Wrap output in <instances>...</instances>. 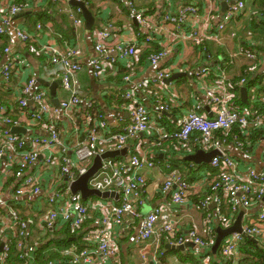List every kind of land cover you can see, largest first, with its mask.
I'll list each match as a JSON object with an SVG mask.
<instances>
[{
	"label": "built area",
	"instance_id": "obj_1",
	"mask_svg": "<svg viewBox=\"0 0 264 264\" xmlns=\"http://www.w3.org/2000/svg\"><path fill=\"white\" fill-rule=\"evenodd\" d=\"M51 1L59 5L66 0ZM226 1L228 8L219 17V32L231 29L234 21L246 8V0ZM2 2L0 0V6ZM124 3L128 8L129 18L137 22L143 34L136 32L131 40L112 47L109 42L117 39L113 27L107 25L94 28L91 30L94 56L88 58L85 64L78 59L80 51L76 47L63 51L47 41H40L39 34L44 29V22H37L35 30L13 25V16L27 6L25 3L11 5L8 12L0 18V33L9 37L4 49L8 59L0 68V87L12 90L14 95V101L0 98V245L3 244L0 249V264H10L15 252L24 260L23 264H37L35 251L46 241L32 239L28 220L22 215L20 207L40 218L38 225L43 237L47 236L50 229L58 231L63 227L73 237L82 235L81 247L71 244L60 248L54 244L61 258L69 259L66 263L56 259L45 264H124L113 225L122 224L126 215L133 218L139 216L137 207L142 187L147 182L143 171L157 167L155 160L143 154L140 143L127 159L110 157L102 160V166L89 180V186L102 192H116L119 201L113 197L108 200L92 197L84 200L79 193L72 192L71 185L88 170L96 156L110 150H122L130 138L140 133H148L152 138L157 136L156 143H162L167 134L154 120L162 119V113L168 110L165 95L152 91L153 109L134 102L140 90L151 84L161 85L171 77L172 72L170 67H163L152 79L135 84H132L130 74L124 77V82L132 86L122 94L124 99L132 102L129 105L130 119L117 132L107 131L103 115H96L87 109L93 104L91 100L81 97L80 74L88 67L96 79H102L110 68L114 69L118 64L131 66L138 61V54L145 45L153 43L157 34L166 32L167 25L173 26L177 32L188 28L183 37L192 40L205 51V33L195 26L196 19L200 16L201 9L205 12L207 23L217 19L211 3L201 7L197 0L184 1L172 12L168 11L166 1L163 5L155 6L152 11L143 8L139 0H124ZM81 12V8L76 12L69 10L77 27L83 23L79 16ZM159 16L161 20L157 22ZM236 34L234 30L231 32L233 37ZM18 46L27 48L30 53L48 56L52 65L60 67L61 84L66 95L60 99L59 107L52 103L48 90L36 86L34 77L25 80L22 78L13 83L12 80L20 72V53L13 52ZM256 48V43H252L250 47H240L238 51L230 53L231 62L252 60L259 68L263 60ZM167 55L168 50L163 48L152 54L149 61L153 66H159ZM204 56L205 64L197 71V76L200 79L207 78L212 69L219 70L220 76L215 80V86L203 90L204 99H198L194 109L178 120L177 129L169 136L176 138L184 146L195 137L201 149L219 152L211 160L210 166L216 174L208 183L210 189L201 206L209 209L214 203L215 218L229 227L241 207H251L264 201V171L252 167L247 170L239 169L238 162L225 148V144L229 142L227 132L235 125H239L245 134H248L252 126L264 127V103H255L254 107L238 104L234 99V85L242 87L246 78L237 83L228 82L223 67L219 64L210 66L211 55L204 53ZM262 83L264 86V74ZM32 106L35 108L32 109ZM206 106L210 108L211 116L202 112ZM82 107L86 111L82 114L84 122L80 124L77 114ZM62 118H67L73 128L70 147L65 143L63 132L57 124ZM12 127H25L27 130L25 134L13 133ZM219 132L223 135L219 136ZM234 140L242 144L239 138L235 137ZM46 151L49 154L46 155ZM70 152H73L74 160L68 159ZM164 184L165 191L174 188L172 200L182 205L189 202L191 193L200 187L202 179L191 183L180 171L172 169ZM7 191H12L10 200L5 199L8 198ZM92 210L99 211V224L86 228L85 223ZM162 213L163 205H160L143 217L139 232L134 237L137 245L165 233L177 245L192 241L202 248L212 247L214 240L202 238L196 229H191L187 236L181 235L175 220L170 219L158 228ZM211 214H208L210 219ZM245 237L264 244V208L255 219L250 218L242 224L241 232L229 235L222 242L219 254L225 264H237V256ZM158 264L167 263L159 260Z\"/></svg>",
	"mask_w": 264,
	"mask_h": 264
},
{
	"label": "crops",
	"instance_id": "obj_2",
	"mask_svg": "<svg viewBox=\"0 0 264 264\" xmlns=\"http://www.w3.org/2000/svg\"><path fill=\"white\" fill-rule=\"evenodd\" d=\"M90 1L89 5L86 1L84 2L94 18L91 30L97 27H106L107 25L112 26L117 39L111 40L109 42L110 46L122 45L126 41L131 40L136 32H139L138 28L140 27L137 22L131 20L128 16V9H126L124 0ZM165 1L168 3V11L172 12L180 3L188 0H139V4L147 11H152L155 6L163 5ZM20 3H25L27 6L13 16V25L35 30L37 22L42 21L45 26L39 34L41 42L47 41L63 51L69 47H76L80 51L78 59L84 64L87 63L88 58L94 56L91 30L86 26L83 13L79 14L83 23L78 27L74 25L70 17L69 10L76 12L80 8L79 6L70 4V0H66L61 5L53 4L51 0H3L0 6V18L8 12L11 5ZM197 3L201 4V7L211 3L213 12L217 15L216 20L207 23L205 12L201 9L200 16L196 19L195 26L205 33V45L203 47L207 51H204L202 47L196 46L192 40L183 37V34L188 32V28L177 32L173 29V26L167 25L166 32L157 34L155 41L160 49L165 48L168 50L167 57L159 63V66H153L149 59L141 60L140 62L138 59L131 66L127 64L124 66L130 72L132 84L141 80L152 79L156 76L157 71L163 67L171 68V77L176 75V78L172 81H169L168 78L161 85L154 86L151 84L140 90L137 93L136 102H134V104L140 103L153 109L152 91L161 92L165 95L168 110L162 113V119L154 120L166 132L165 139L159 145L156 143L157 136L152 138L148 133H140L127 141L123 148V150L126 148V151L118 156L120 159H127L134 147L140 143L143 154L152 157L157 164L154 169L143 171L147 182L142 187L141 199L137 207L139 216L133 218L130 215H126L122 224L113 225L114 235L118 240L119 252L124 264H158L159 260L167 264H209L210 256L207 255L212 247L202 248L195 245L192 241H186L182 246L177 245L165 233H161L160 236H153L149 241L140 245L134 242V237L139 232L143 217L160 205H163V213L157 224L158 228L172 219L178 222L181 235L187 236L191 229H196L199 236L209 240L214 239V241L218 235V228H228L215 218L214 203L210 205L209 209H203L201 206V202L205 197L204 189L207 188L209 178H213L216 171L213 170L210 164L207 167L186 159L190 154L197 151L193 148L194 137L188 142L187 146H184V150L182 149L181 153H177L175 149L179 151V148L175 147L180 145L179 141L169 135L177 129L178 120L194 109L198 99H204L203 90L206 87L215 86V80H218L220 76L217 69H212L211 75L207 78L200 79L197 76V71L205 64L204 53H212L210 66L221 65L225 70L228 82L237 83L240 81L242 74H249L254 71H256L255 74L259 72L260 75L258 77L259 79L261 78V74L264 73V17L262 16L264 14H261L264 13V0H246V8L234 21L233 27L231 29L226 28L221 32L217 30L218 21L219 17L228 8V2L226 0H197ZM159 20H161V16L156 19L157 22ZM140 30L142 29L140 28ZM233 30L237 32L235 37L231 35ZM8 38L7 34L0 33V68L8 59V55L4 53V49L8 45ZM252 43H256V49L263 60L259 68L256 66L257 63L252 60L240 59L234 60L233 63L231 62L230 53L238 51L240 47H250ZM146 47L147 45L142 49ZM13 52L14 54L20 53L18 55L20 72L12 80L13 83H17L22 78L25 80L34 77L38 88H44L49 91L52 103L54 104L53 99L55 97L58 98L60 103V99L66 95L61 84L60 67L52 65L48 56L30 53L24 47H15ZM229 61L231 64L228 63ZM117 67L123 68L119 64ZM123 73L125 72L121 71V69L116 71V69L110 68L102 79H96L91 70L86 67L80 74L82 98L87 100L94 99L99 102L102 107L103 120L107 126V131L111 132L121 131L130 119L129 105L132 102L124 99L123 96H119V93L123 94L132 88L131 85L123 81V77H121L124 76ZM235 78L237 79L234 80ZM52 86H55L56 95L52 94ZM242 87L247 86L244 84ZM263 89L262 81H257L256 84L247 87L248 104L251 103L248 107L254 106L256 102L264 103ZM0 94L3 100L14 101L12 90L2 86L0 87ZM239 94L242 99V92ZM34 108L32 106V109ZM202 112L211 116L208 106ZM57 124L63 132L65 143L70 147L73 141L72 125L67 118L60 119ZM225 148L238 162L240 170H247L252 167L259 171H264V134L249 145L244 142L238 144L232 139L225 144ZM47 154H49L48 151H46ZM67 157L70 160L75 159L73 152H70ZM173 158H182L181 160L183 161L178 165L174 163ZM172 169L180 171L182 176L191 183L202 179V184L195 189L194 193H191L188 203L182 205L174 203L172 200L174 188L167 191L164 190L166 176ZM6 195L8 198L5 199L10 200L9 196H12V191H7ZM91 197L98 198L95 196ZM263 204L264 201L251 207H241L232 219L230 226L236 222L241 213H243L242 224L250 218L255 219L264 208ZM20 209L23 211L25 219L28 220L32 239L42 238V230L38 225L40 218L27 213L22 207ZM209 213H212V219L208 217ZM97 224H99V211L92 210L85 227H95ZM49 238L51 237H48L45 241L46 245H44V242L41 247L42 253L46 254V258L49 256V251L57 252L60 255L54 242L50 241Z\"/></svg>",
	"mask_w": 264,
	"mask_h": 264
},
{
	"label": "trees",
	"instance_id": "obj_3",
	"mask_svg": "<svg viewBox=\"0 0 264 264\" xmlns=\"http://www.w3.org/2000/svg\"><path fill=\"white\" fill-rule=\"evenodd\" d=\"M84 1H86L88 3V5H89V3H91L90 0H84ZM126 9H128V8H126ZM261 14H264V13H261ZM128 15H129V11H128ZM262 16L264 17V15H262ZM138 30H139L140 33L143 34V31L140 30V28H138ZM156 39L157 38H155L153 43H151L145 49H142L140 51V53L138 54L139 55L138 56L139 62L141 60L149 59V57L152 54H156V52H158L160 50V47L157 46V43L155 42ZM205 51H207V50H205ZM206 54H210L211 55L212 53H206ZM121 66H123V65H121ZM114 69H116V71H119L121 69V71L125 72V73H123L124 76H121V77H123V81H124V77L126 75L130 74L128 69L126 67H124V66H123V68L116 67ZM108 71H107V73H108ZM255 72L256 71L250 72L249 74L246 73V74H242L241 75V79L242 78H246L245 84H246L247 87L256 84L257 81L258 82L262 81L264 73L261 74L262 76L259 79L258 75H260V73L258 72L257 74H255ZM237 78H239V77H237ZM237 78H235L234 80H236ZM241 88L242 87H240L237 84L234 85V92H235L234 99L241 106L248 107L251 103L246 104L245 102L242 101V99L240 97V94H239L241 92ZM263 91H264V89H263ZM236 92H237V94L239 96L236 94ZM258 95H259V93H258ZM119 96L122 97L123 96L122 93H119ZM81 97H82V94H81ZM0 98L3 99L1 94H0ZM84 100H87V99H84ZM91 102H92L93 106L90 107V108H87V109L90 110L91 112H94L96 115H103L102 107L100 106L99 102L94 100V99H92ZM256 103L258 104V102H256ZM251 107H254V106L251 105ZM84 111H86V109L84 107H82L81 111L77 114L78 121H79L80 124H83V122H84L83 119H82V114H83ZM263 134H264V127H256V126L252 127L250 129V131L248 132V134H245V132L241 131L239 125H235V126H233V128L229 132H227V137H228L229 141L232 140V139L234 140V138L237 137V138L240 139L241 142H244L246 145H249L252 142H254L257 138L262 136ZM218 135L221 136V135H223V133L219 132ZM194 139H195V137H194ZM194 139H193V142H194L193 148H194V150H198V148H199L198 141H196ZM181 143L179 141L180 145H178V147H175V148H179V151H177L175 149V151L177 153H181V150L184 148V144L183 143L181 144ZM117 158H119V157H117ZM181 159L182 158H173L174 163L178 164V165H180L182 163L183 160H181ZM184 161H186V160H184ZM202 165L203 166H207V165L209 166V164H202ZM210 180H212V178H209V181ZM209 189H210L209 185L207 186V188L204 189L205 190V196L208 194ZM22 215H23V213H22ZM47 236L51 237V238H49V240L54 242V244L56 246H59V247L69 246L71 244H75L78 247H81L82 244H83L82 235H78V236H75V238H73V236H71V234L69 233V231L67 230L66 227H63V228H61L58 231L55 230V229H53V230L50 229L48 231V233H47ZM35 253H36L35 262L37 264H45L46 262H48L50 260H55L56 261V259L60 260L61 263L62 262L66 263L69 260L68 258H65V259L63 258L62 259L61 256L57 252H53V251H49V256L46 258V254L42 253V249L41 248H37ZM207 256H210L209 264H225L224 260L221 258L220 254H219V251L217 252L216 255H213L212 251H209ZM237 260H238L237 264H264V244L255 241V239H253V238L245 237L244 242L241 245L240 252H239V254L237 256ZM23 263H24V260L20 259L18 253L15 252V253L12 254L10 264H23Z\"/></svg>",
	"mask_w": 264,
	"mask_h": 264
},
{
	"label": "water",
	"instance_id": "obj_4",
	"mask_svg": "<svg viewBox=\"0 0 264 264\" xmlns=\"http://www.w3.org/2000/svg\"><path fill=\"white\" fill-rule=\"evenodd\" d=\"M70 4L74 6H79L82 10L83 16L86 21V26L90 30L93 27L94 24V18L92 16V13L88 10V8L85 5V2L82 0H70ZM176 78V75H173L172 77L169 78V81H172ZM56 86V85H55ZM55 86H52V94L56 95L54 88ZM242 92V101L248 104V90L247 87H242L241 89ZM53 102L56 106H60L59 100L57 97L53 99ZM12 132L13 133H26V129L23 127H12ZM126 151V148L123 150H110L107 151L103 155L96 156L93 160L92 165L88 168V170L82 174L72 185H71V190L75 194H80L81 197L84 200H87L91 196H95L98 198H103L107 199L110 197H115L117 200L119 199V195L116 192H109V191H100L94 188H91L89 186V180L91 177L101 168L102 166V160L105 158H110V157H117L123 154ZM219 152L217 150H212V151H205L203 149H198L195 153L190 154L186 159L189 161H193L196 164H210L212 158L218 154ZM242 217L243 213L239 215L237 218L236 222L228 227V228H218L217 232L218 235L212 245L211 251L213 255H216L222 242L225 240L226 237L229 235L235 233V232H241L242 230ZM2 245H0V249L2 248ZM182 246V245H181ZM179 246V247H181Z\"/></svg>",
	"mask_w": 264,
	"mask_h": 264
},
{
	"label": "rangeland",
	"instance_id": "obj_5",
	"mask_svg": "<svg viewBox=\"0 0 264 264\" xmlns=\"http://www.w3.org/2000/svg\"><path fill=\"white\" fill-rule=\"evenodd\" d=\"M61 5V4H60ZM166 181V180H165ZM165 183V182H164ZM48 238V236H45V237H40V239H42V240H46ZM51 245V244H50Z\"/></svg>",
	"mask_w": 264,
	"mask_h": 264
},
{
	"label": "clouds",
	"instance_id": "obj_6",
	"mask_svg": "<svg viewBox=\"0 0 264 264\" xmlns=\"http://www.w3.org/2000/svg\"><path fill=\"white\" fill-rule=\"evenodd\" d=\"M118 157V156H117ZM219 251V250H218Z\"/></svg>",
	"mask_w": 264,
	"mask_h": 264
}]
</instances>
